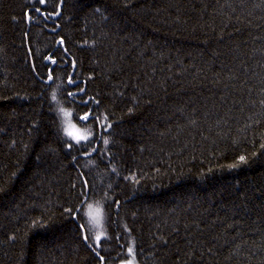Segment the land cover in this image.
I'll return each mask as SVG.
<instances>
[{
	"label": "trees",
	"instance_id": "obj_1",
	"mask_svg": "<svg viewBox=\"0 0 264 264\" xmlns=\"http://www.w3.org/2000/svg\"><path fill=\"white\" fill-rule=\"evenodd\" d=\"M131 246L264 264V0H0V264Z\"/></svg>",
	"mask_w": 264,
	"mask_h": 264
},
{
	"label": "snow or ice",
	"instance_id": "obj_2",
	"mask_svg": "<svg viewBox=\"0 0 264 264\" xmlns=\"http://www.w3.org/2000/svg\"><path fill=\"white\" fill-rule=\"evenodd\" d=\"M49 79H51V77H49ZM71 82V81H70ZM53 100H55V95L53 94ZM60 111L62 112L65 121H66V127L64 129L66 136H68L71 140H73L76 144H80L81 141H89L90 139V133L87 132H83L81 131L79 128H77L76 124H73L71 122V117H72V113L70 111H66L63 108L60 109ZM90 113H85L83 115H79L78 119L88 122L90 120ZM94 119V117H93ZM82 127L87 128V123H85L84 125H82ZM110 127V125H109ZM105 144L108 143L107 140L104 141ZM73 145H69V147H72ZM90 146V145H89ZM94 151V149H93ZM240 162L243 163L245 162V157L241 156L240 157ZM90 222L95 225L96 227H100L101 226V220H102V213L100 211L99 208H93L92 206H89V211L87 213ZM100 236L98 235L96 237V240L99 241Z\"/></svg>",
	"mask_w": 264,
	"mask_h": 264
},
{
	"label": "rangeland",
	"instance_id": "obj_3",
	"mask_svg": "<svg viewBox=\"0 0 264 264\" xmlns=\"http://www.w3.org/2000/svg\"><path fill=\"white\" fill-rule=\"evenodd\" d=\"M71 122L73 123V124H75L73 121H72V119H71ZM65 127H66V121H65V126H64V129H65ZM77 128H79L78 126H77ZM80 129V128H79ZM81 131H83L82 129H80ZM84 132V131H83ZM70 139V138H69ZM71 140V139H70ZM71 142H74V141H71ZM104 227V226H103ZM133 247L131 246L130 248H129V252H130V258L127 260V261H124V262H121V263H119V264H139L138 262H137V260H136V257H135V253H134V251H133Z\"/></svg>",
	"mask_w": 264,
	"mask_h": 264
}]
</instances>
